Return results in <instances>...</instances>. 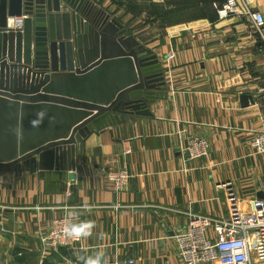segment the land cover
Segmentation results:
<instances>
[{
  "label": "crops",
  "instance_id": "crops-1",
  "mask_svg": "<svg viewBox=\"0 0 264 264\" xmlns=\"http://www.w3.org/2000/svg\"><path fill=\"white\" fill-rule=\"evenodd\" d=\"M90 1L156 54L167 98L148 104L151 116L126 115L90 133L73 184L0 171V264H86L96 256L100 264H182L174 235L192 213L227 216L224 183L243 209L264 193V152L255 142L264 131V26L258 33L245 15L217 10L213 21L160 28L110 0ZM243 1L264 15V0ZM244 93L252 102L242 107ZM188 136L208 141L206 157L186 160ZM110 168L130 173L126 189L106 181ZM64 214L91 223L90 235L45 254L40 238Z\"/></svg>",
  "mask_w": 264,
  "mask_h": 264
},
{
  "label": "water",
  "instance_id": "water-1",
  "mask_svg": "<svg viewBox=\"0 0 264 264\" xmlns=\"http://www.w3.org/2000/svg\"><path fill=\"white\" fill-rule=\"evenodd\" d=\"M95 8L90 0H0V171L73 184L90 133L126 115L151 116L148 104L167 98L156 54ZM250 101L239 97L242 107Z\"/></svg>",
  "mask_w": 264,
  "mask_h": 264
},
{
  "label": "built area",
  "instance_id": "built-area-1",
  "mask_svg": "<svg viewBox=\"0 0 264 264\" xmlns=\"http://www.w3.org/2000/svg\"><path fill=\"white\" fill-rule=\"evenodd\" d=\"M238 12L251 21L260 33L264 15L252 10L243 0H228L220 10L221 15ZM22 26V18L16 19L15 28ZM173 53L169 57H173ZM255 142L259 152H264V131L257 134ZM180 151L186 160L208 155V141L201 136H188ZM130 173L124 169L110 168L105 179L116 191L126 189ZM227 216L214 218L192 213L186 225L174 235L182 264H264V198L254 199L248 209H243L230 182L223 185ZM68 215L52 219L48 231L41 236L43 252H57L82 242L83 236L70 235L66 229L73 225ZM129 264L133 261L129 260ZM108 264H120L110 262Z\"/></svg>",
  "mask_w": 264,
  "mask_h": 264
},
{
  "label": "trees",
  "instance_id": "trees-1",
  "mask_svg": "<svg viewBox=\"0 0 264 264\" xmlns=\"http://www.w3.org/2000/svg\"><path fill=\"white\" fill-rule=\"evenodd\" d=\"M228 0H110L117 9L140 19L141 25L166 27L197 18L216 20Z\"/></svg>",
  "mask_w": 264,
  "mask_h": 264
},
{
  "label": "clouds",
  "instance_id": "clouds-1",
  "mask_svg": "<svg viewBox=\"0 0 264 264\" xmlns=\"http://www.w3.org/2000/svg\"><path fill=\"white\" fill-rule=\"evenodd\" d=\"M93 227L91 223L83 222L79 224H73L71 227L67 228L66 231L70 235H75L77 237L79 236H87L90 235V230ZM86 264H100V257H89L87 259Z\"/></svg>",
  "mask_w": 264,
  "mask_h": 264
},
{
  "label": "rangeland",
  "instance_id": "rangeland-1",
  "mask_svg": "<svg viewBox=\"0 0 264 264\" xmlns=\"http://www.w3.org/2000/svg\"><path fill=\"white\" fill-rule=\"evenodd\" d=\"M242 15V14H241ZM245 17H246V15H245Z\"/></svg>",
  "mask_w": 264,
  "mask_h": 264
}]
</instances>
